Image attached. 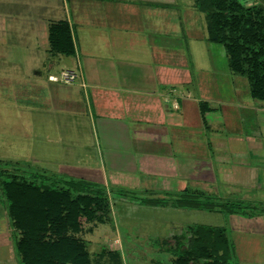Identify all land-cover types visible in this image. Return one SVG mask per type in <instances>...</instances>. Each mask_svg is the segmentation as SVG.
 Listing matches in <instances>:
<instances>
[{"label": "crops", "instance_id": "crops-1", "mask_svg": "<svg viewBox=\"0 0 264 264\" xmlns=\"http://www.w3.org/2000/svg\"><path fill=\"white\" fill-rule=\"evenodd\" d=\"M57 24H67L73 52L51 51L49 30ZM62 69L75 71L76 80L48 78ZM7 79L25 83L35 122L30 158L18 162L100 183L125 200L200 190L249 203L252 211L229 217L234 226L249 220L254 233L264 231V98L230 70L223 44L207 39L195 0H0V83ZM39 87L41 100L33 91ZM140 208L170 220L159 230L165 236L205 210ZM237 242L235 264H263L257 251H236ZM1 245L0 264H17L11 245Z\"/></svg>", "mask_w": 264, "mask_h": 264}, {"label": "trees", "instance_id": "trees-1", "mask_svg": "<svg viewBox=\"0 0 264 264\" xmlns=\"http://www.w3.org/2000/svg\"><path fill=\"white\" fill-rule=\"evenodd\" d=\"M195 7L205 14L207 39L223 44L230 70L246 76L251 94L264 98V4L245 7L239 0H195ZM49 32L51 51L73 52L67 24L52 25ZM30 167L0 160V191L18 264H97L77 233L85 222L111 220L106 187ZM25 171L32 176L28 178ZM133 197L143 204L227 214L247 213L254 207L222 201L200 190L177 197ZM155 240L164 257L150 258L151 264H235L230 239L221 226L194 223L179 234ZM119 258L123 263L121 253Z\"/></svg>", "mask_w": 264, "mask_h": 264}, {"label": "rangeland", "instance_id": "rangeland-1", "mask_svg": "<svg viewBox=\"0 0 264 264\" xmlns=\"http://www.w3.org/2000/svg\"><path fill=\"white\" fill-rule=\"evenodd\" d=\"M248 1L249 0H241V2L244 3ZM254 1L264 4V0ZM68 64L69 63L66 62L60 65L67 68L71 66ZM72 69H75V67H72ZM54 72L55 74L59 73L56 70ZM43 76L46 78L45 74ZM33 91L38 94V99L40 100L42 99L43 93H45L42 87L37 89L34 88ZM26 98L25 83L19 82L11 84L8 79L5 83H0V160L12 161L18 159L22 161L30 158L28 157V151L31 147L27 146L28 129L30 124L33 126L35 122L31 121V119H33V114H30L31 110L28 113L27 105H25ZM33 113L36 114V112ZM37 148L40 149V146L36 145L33 152L40 153V150ZM21 161H19L20 164L23 163ZM24 164L30 165L31 169L41 166L38 163H36L37 166L36 164L33 166L32 164ZM16 171L18 173H23L21 170ZM24 173H26L28 178L32 176L28 171ZM106 189L111 220L107 221L108 224L105 225L98 222H85L83 223L82 229L77 233V235L81 236L85 241L89 257L93 259V261H96L97 264H120L119 253H121L123 259V263L121 264H148L151 262H149L150 258L162 259L164 257L162 255L163 253L156 249L157 245H155L154 241L155 239L165 236L164 230L171 226L170 220H163L157 216L154 217L155 214L152 211L145 212L140 208L141 202L137 201V198L133 196L125 194L128 196L125 200L123 199L125 196H117L115 193L116 191L108 188ZM121 200H128L127 203L131 201V204H128L130 206H124ZM193 212L194 214L187 218L189 224L199 222L224 227L231 242H237V236H245L246 241L240 245L238 242L236 243V251L245 247L248 248V256L253 253L252 251H257L258 254H260L259 256H264V231L262 229L259 231L257 230L258 233H254L253 229L256 228L249 229V220H244V225L235 224L234 226V221L227 213L206 210ZM113 214L116 215L114 218L112 216ZM115 220L117 222L116 224L113 223ZM162 224H165L164 227L162 226L163 228L160 227ZM160 229H164L162 234L159 232ZM11 233L10 220L7 216L4 198L0 191V254L4 252V246L1 245L3 241L8 242L12 249L10 252H14ZM258 239L261 244H257V246L256 243ZM252 240H254V242ZM236 256L238 258L237 252L233 258L234 262H236ZM12 257L16 259L18 264L16 254L12 255ZM108 258L109 261L107 260ZM239 262L238 260V263ZM251 262L253 261H250V263Z\"/></svg>", "mask_w": 264, "mask_h": 264}, {"label": "built area", "instance_id": "built-area-1", "mask_svg": "<svg viewBox=\"0 0 264 264\" xmlns=\"http://www.w3.org/2000/svg\"><path fill=\"white\" fill-rule=\"evenodd\" d=\"M48 78L53 81L69 83L76 80L77 74L71 69H62L58 74H51Z\"/></svg>", "mask_w": 264, "mask_h": 264}]
</instances>
